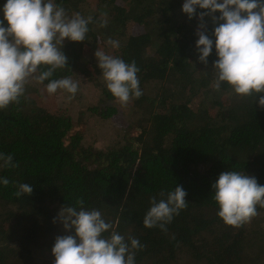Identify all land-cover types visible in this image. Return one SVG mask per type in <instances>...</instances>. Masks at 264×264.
<instances>
[{"label": "trees", "instance_id": "1", "mask_svg": "<svg viewBox=\"0 0 264 264\" xmlns=\"http://www.w3.org/2000/svg\"><path fill=\"white\" fill-rule=\"evenodd\" d=\"M55 2L69 14L91 16L92 23L85 41L64 40L67 64L51 79L70 76L94 89L96 101L85 108L81 125L91 118L121 129L105 153L96 152L70 117L43 108L27 87L18 104L0 110V153L18 165L0 168V178L9 180L0 184V264H53L52 256L39 260L34 253L51 251L56 237L73 234L53 220L62 207H78L80 198L126 240L144 245L135 264H264V207L241 227L227 226L211 187L223 171L244 172L264 185V109L225 83L214 90L215 48L207 65L198 62L200 21L182 13L184 0ZM5 3L0 0V8ZM203 23L211 36V18ZM108 38L120 47L111 48ZM99 45L135 61L138 99L121 105L107 90L94 57ZM20 183L32 185V193L16 197ZM177 186L188 206L166 232L145 228L150 200Z\"/></svg>", "mask_w": 264, "mask_h": 264}, {"label": "clouds", "instance_id": "2", "mask_svg": "<svg viewBox=\"0 0 264 264\" xmlns=\"http://www.w3.org/2000/svg\"><path fill=\"white\" fill-rule=\"evenodd\" d=\"M181 11L189 20L195 16L200 21L195 45L198 62L207 65L215 48L214 90L225 83L236 96L252 97L257 107L264 109V0H184ZM0 14V110L18 104L30 81H48L47 93L63 90L71 101L80 79L51 77L66 67L68 58L61 51L64 40L85 41L92 17L69 14L55 0H6ZM205 17L215 25L211 36L202 30ZM106 25V20L100 22V27ZM106 43L113 49L120 47L118 40L108 38ZM94 57L107 90L118 103L127 105L142 95L135 61L126 63L102 48ZM17 166L11 154L0 153V168ZM0 184L7 186L9 180L0 178ZM211 187L217 216L227 226L241 227L258 215L257 206L264 207V185L244 172L223 171ZM32 191V185L20 183L14 195ZM186 195L183 187L177 186L166 194L161 191L159 200L153 197L143 218L144 227L166 232V225L188 206ZM76 203L78 207H62L53 220L59 221L65 232L73 230V234L56 237L51 249L53 264H135L136 251L144 245L132 236L126 240L100 211L86 209L83 198Z\"/></svg>", "mask_w": 264, "mask_h": 264}, {"label": "rangeland", "instance_id": "3", "mask_svg": "<svg viewBox=\"0 0 264 264\" xmlns=\"http://www.w3.org/2000/svg\"><path fill=\"white\" fill-rule=\"evenodd\" d=\"M134 28L135 27H132V29ZM98 48L101 49L102 47L99 45ZM27 85L28 93L31 92L34 99H36L43 108L51 113L70 117L75 125L74 130L82 129L85 133L86 145L92 146L96 152L105 153L108 144L115 139L121 129L120 123H111L109 121L100 123L91 118L86 123L84 122L85 125H81L83 123L80 124V122H82V113L85 111V108L96 101L94 89L88 83L82 85L80 80L79 89L71 101L67 100L69 94L63 90H58L54 94H49L44 86L35 81H30ZM43 251L36 250L34 257L40 260L52 256L50 250L46 249Z\"/></svg>", "mask_w": 264, "mask_h": 264}]
</instances>
